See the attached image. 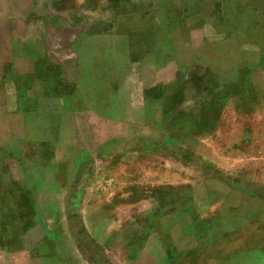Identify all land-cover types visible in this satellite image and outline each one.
<instances>
[{"label": "rangeland", "instance_id": "rangeland-1", "mask_svg": "<svg viewBox=\"0 0 264 264\" xmlns=\"http://www.w3.org/2000/svg\"><path fill=\"white\" fill-rule=\"evenodd\" d=\"M21 1L35 9L30 35L53 20L91 38L86 95L133 134L111 165L169 186L109 247L148 241L142 264H264V0ZM216 153L239 167L204 157Z\"/></svg>", "mask_w": 264, "mask_h": 264}, {"label": "crops", "instance_id": "crops-1", "mask_svg": "<svg viewBox=\"0 0 264 264\" xmlns=\"http://www.w3.org/2000/svg\"><path fill=\"white\" fill-rule=\"evenodd\" d=\"M34 12L28 1L0 0V264H142L148 241L109 243L132 237L127 231L153 215L141 207L156 204L157 185L169 186L111 165L133 134L86 95L91 38L55 33L61 22L53 20H44L42 37L30 35ZM204 157L228 171L238 166L219 153Z\"/></svg>", "mask_w": 264, "mask_h": 264}]
</instances>
